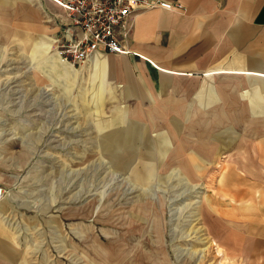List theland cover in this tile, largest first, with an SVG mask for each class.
Wrapping results in <instances>:
<instances>
[{
	"label": "rangeland",
	"instance_id": "374dc122",
	"mask_svg": "<svg viewBox=\"0 0 264 264\" xmlns=\"http://www.w3.org/2000/svg\"><path fill=\"white\" fill-rule=\"evenodd\" d=\"M22 18L0 29L8 264H250L249 121L140 119L116 87L94 102L91 71L52 68L59 25ZM41 34L55 44L38 54Z\"/></svg>",
	"mask_w": 264,
	"mask_h": 264
},
{
	"label": "crops",
	"instance_id": "0c3cea01",
	"mask_svg": "<svg viewBox=\"0 0 264 264\" xmlns=\"http://www.w3.org/2000/svg\"><path fill=\"white\" fill-rule=\"evenodd\" d=\"M181 1L185 11L156 8L134 17L131 53L98 51L80 69L63 59L47 62L76 79L82 70L91 71L94 102L104 101L116 87L124 102L136 105L140 119L248 120L244 166L251 182L248 199L256 202L250 204L243 234H248L250 264H264V0ZM63 12L52 0H0V29L16 28L19 16L26 32L43 33L51 17L59 25L57 36L63 30L58 21ZM52 44L53 39L41 34L36 53L52 49ZM87 91L82 85V96ZM162 139L166 151L169 138ZM173 173L187 182L177 169ZM5 232L0 226V264L10 263L12 254L1 241Z\"/></svg>",
	"mask_w": 264,
	"mask_h": 264
},
{
	"label": "built area",
	"instance_id": "2783aa9c",
	"mask_svg": "<svg viewBox=\"0 0 264 264\" xmlns=\"http://www.w3.org/2000/svg\"><path fill=\"white\" fill-rule=\"evenodd\" d=\"M63 8L58 21L63 30L54 41L56 52L73 65L85 64L98 51L131 53L134 17L163 8L185 11L181 0H52ZM54 43V44H55ZM6 190L0 185V201Z\"/></svg>",
	"mask_w": 264,
	"mask_h": 264
},
{
	"label": "bare ground",
	"instance_id": "6f19581e",
	"mask_svg": "<svg viewBox=\"0 0 264 264\" xmlns=\"http://www.w3.org/2000/svg\"><path fill=\"white\" fill-rule=\"evenodd\" d=\"M54 44V43H53ZM57 53V52H56Z\"/></svg>",
	"mask_w": 264,
	"mask_h": 264
}]
</instances>
